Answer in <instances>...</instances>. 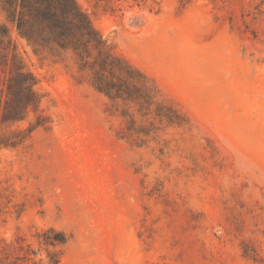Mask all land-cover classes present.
<instances>
[{"label": "rangeland", "instance_id": "obj_1", "mask_svg": "<svg viewBox=\"0 0 264 264\" xmlns=\"http://www.w3.org/2000/svg\"><path fill=\"white\" fill-rule=\"evenodd\" d=\"M76 1L163 108L112 102L0 2L39 96L0 124V264H45L49 229L61 264H264V0Z\"/></svg>", "mask_w": 264, "mask_h": 264}, {"label": "trees", "instance_id": "obj_2", "mask_svg": "<svg viewBox=\"0 0 264 264\" xmlns=\"http://www.w3.org/2000/svg\"><path fill=\"white\" fill-rule=\"evenodd\" d=\"M0 2L8 22L22 39L31 46L73 52L82 70L90 71L94 87L112 102L135 104L140 110H150L153 105L163 108L148 77L114 53L76 0ZM12 44L9 25L0 23V65L9 68L11 74L9 96L6 108L0 114V124L21 122L30 109L36 110L39 105V96L35 91L37 80L19 62L16 46ZM138 133L150 135L151 130L143 127L138 129ZM9 145L15 146V143ZM50 234L53 236L40 240V244L47 248L45 264H61L59 253L50 248L65 246L68 237L54 229L44 231V235ZM29 256L26 258L30 259Z\"/></svg>", "mask_w": 264, "mask_h": 264}]
</instances>
